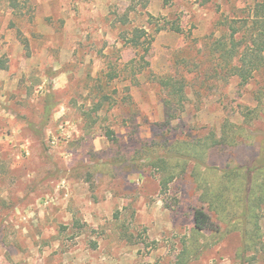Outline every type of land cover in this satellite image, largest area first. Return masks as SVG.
Returning <instances> with one entry per match:
<instances>
[{
  "label": "rangeland",
  "instance_id": "1",
  "mask_svg": "<svg viewBox=\"0 0 264 264\" xmlns=\"http://www.w3.org/2000/svg\"><path fill=\"white\" fill-rule=\"evenodd\" d=\"M261 1L0 0V264H242L194 162L165 193L151 158L213 140L208 167L261 165L264 68L242 87L209 51ZM166 22L182 33L155 34ZM135 28L156 35L136 79L143 53L122 40ZM167 77L186 83L171 110ZM199 208L220 235L195 231Z\"/></svg>",
  "mask_w": 264,
  "mask_h": 264
},
{
  "label": "trees",
  "instance_id": "2",
  "mask_svg": "<svg viewBox=\"0 0 264 264\" xmlns=\"http://www.w3.org/2000/svg\"><path fill=\"white\" fill-rule=\"evenodd\" d=\"M150 18L152 22L154 17ZM169 25L171 31L182 33L178 24L166 22L163 27L156 30L155 34L167 30ZM230 30L229 37L212 43L209 51L216 58L217 70L220 69V72L228 77L238 78L240 85L245 87L264 68V0L256 4L252 16L240 27L231 25ZM155 37L156 35L144 28H135L132 32L122 34L125 45L138 53H143L137 64H130L135 65L133 66L135 79L150 65L146 56L153 47ZM2 69L0 63V70ZM110 80H114V77ZM159 83L169 90L167 102L169 110L173 106H181L186 101L184 80L167 77L159 79ZM106 86L109 84L107 83ZM101 104L103 101L100 102ZM113 136V132L108 133L110 140H113ZM209 142V140L177 142L174 149L151 158V163L161 174V189L166 193L170 185L189 173V164L194 162L198 170L195 168L193 176L199 191L202 192L201 202L207 204L209 212L216 215L217 220L226 224L229 230L241 231L244 245L240 250V258L242 264H246L251 262V259L247 258L249 253L264 255V234L260 226V213L264 204V157L260 166L250 170L241 166L233 169L208 167L206 161L209 153L217 144L213 143L215 142L213 140ZM229 143L237 144V141L234 139ZM202 168L205 169V174L202 173ZM195 231L198 234H203L205 231L221 234L220 227L204 208L195 211ZM222 237L223 235L219 236L217 241ZM184 261V258H180L176 264H187Z\"/></svg>",
  "mask_w": 264,
  "mask_h": 264
}]
</instances>
